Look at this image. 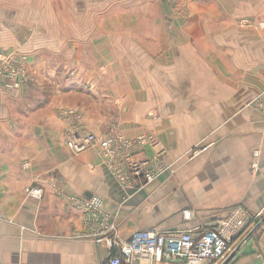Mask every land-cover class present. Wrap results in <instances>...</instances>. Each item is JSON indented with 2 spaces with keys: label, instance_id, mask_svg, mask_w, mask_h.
I'll return each mask as SVG.
<instances>
[{
  "label": "crops",
  "instance_id": "1",
  "mask_svg": "<svg viewBox=\"0 0 264 264\" xmlns=\"http://www.w3.org/2000/svg\"><path fill=\"white\" fill-rule=\"evenodd\" d=\"M263 25L264 0H0V53L36 79H0V264H109L114 235L199 234L236 208L261 217L228 264H264V224L246 240L264 216ZM74 127L152 134L138 158L162 150L169 170L126 188L98 149L65 146Z\"/></svg>",
  "mask_w": 264,
  "mask_h": 264
},
{
  "label": "built area",
  "instance_id": "2",
  "mask_svg": "<svg viewBox=\"0 0 264 264\" xmlns=\"http://www.w3.org/2000/svg\"><path fill=\"white\" fill-rule=\"evenodd\" d=\"M25 58L19 53H0V79L10 81L15 89L22 88L28 81ZM252 105L264 115V90ZM63 142L75 154L98 149L111 174L126 188L141 190L169 170L161 160L162 150L153 158H138L147 147L154 149L159 146L158 139L152 134L126 139L115 134L97 135L74 127L65 132ZM29 194L41 198L42 192L33 188ZM79 206L89 213L92 223H100L102 218L103 234L115 232V227L106 224L107 217L103 216L102 203L98 199L81 202ZM193 216L191 210L183 212L187 222ZM260 217V214L251 216L244 209L236 208L214 227L199 234L191 230L166 234L154 229L137 231L127 242L114 235L108 241L114 251L109 264H165L169 261L177 264H221L231 256L237 237Z\"/></svg>",
  "mask_w": 264,
  "mask_h": 264
},
{
  "label": "rangeland",
  "instance_id": "3",
  "mask_svg": "<svg viewBox=\"0 0 264 264\" xmlns=\"http://www.w3.org/2000/svg\"><path fill=\"white\" fill-rule=\"evenodd\" d=\"M242 25H244V26H247V27H249V26H251L247 21L246 22H244ZM264 26V25H263ZM4 54H9V53H4ZM14 54V53H13ZM18 54V53H17ZM10 55V54H9ZM20 56H22V57H25V55H20ZM24 62H25V67H26V69H25V71H26V73H27V77H28V81H26L25 83H24V85H23V87H25V86H28V85H30V84H32V83H34L35 81H36V79H35V77H34V75L31 73V71H30V69H29V67H28V61H27V58H25V60H24ZM22 87V88H23ZM21 89V88H20ZM261 93V92H260ZM259 93V94H260ZM258 94V95H259ZM243 234V233H242ZM241 234V235H242ZM240 235V236H241ZM240 236L239 237H237V239L234 241V244H233V246H232V254L236 251V249H237V247L240 245V242H241V240H239L238 238H240ZM231 254V255H232ZM229 258H230V256H228V257H226L224 260H222V263L221 264H228L229 262Z\"/></svg>",
  "mask_w": 264,
  "mask_h": 264
},
{
  "label": "water",
  "instance_id": "4",
  "mask_svg": "<svg viewBox=\"0 0 264 264\" xmlns=\"http://www.w3.org/2000/svg\"><path fill=\"white\" fill-rule=\"evenodd\" d=\"M264 224V216L261 218V220L257 223V225L253 228V230L251 231V233L247 236L246 240L250 239L251 237H253L257 231V229L259 227H261ZM237 249L236 251L230 256L229 261L230 262L236 255Z\"/></svg>",
  "mask_w": 264,
  "mask_h": 264
}]
</instances>
